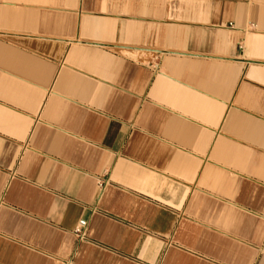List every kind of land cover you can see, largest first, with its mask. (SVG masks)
Here are the masks:
<instances>
[{
	"label": "crops",
	"instance_id": "obj_1",
	"mask_svg": "<svg viewBox=\"0 0 264 264\" xmlns=\"http://www.w3.org/2000/svg\"><path fill=\"white\" fill-rule=\"evenodd\" d=\"M69 263L264 264V0H0V264Z\"/></svg>",
	"mask_w": 264,
	"mask_h": 264
},
{
	"label": "built area",
	"instance_id": "obj_2",
	"mask_svg": "<svg viewBox=\"0 0 264 264\" xmlns=\"http://www.w3.org/2000/svg\"><path fill=\"white\" fill-rule=\"evenodd\" d=\"M86 225H87L86 221L85 220H81L78 223L77 227L75 228V232L77 233L79 238H83L84 237L85 232H86L85 231L86 230ZM69 264H72V263H69Z\"/></svg>",
	"mask_w": 264,
	"mask_h": 264
}]
</instances>
